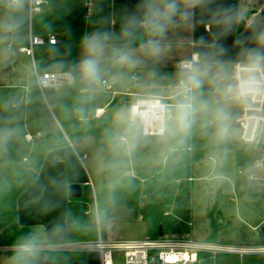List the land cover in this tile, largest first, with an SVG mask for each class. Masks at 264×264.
<instances>
[{
  "label": "trees",
  "instance_id": "16d2710c",
  "mask_svg": "<svg viewBox=\"0 0 264 264\" xmlns=\"http://www.w3.org/2000/svg\"><path fill=\"white\" fill-rule=\"evenodd\" d=\"M85 2L86 0H47L44 11L34 16L32 20L34 34L43 37H48L49 34L59 36V43L37 47L34 58L37 65L49 62L55 64L53 69L57 72L69 73L73 80L70 94L58 98L52 91L50 97L46 95L48 106L37 84H29L31 91L14 90L16 88H4L6 90L0 91V107L18 111L20 114L22 121L20 138L27 134V124H30L32 133L41 134V142L31 151L26 166L23 168L15 166L13 183L7 184L0 175V246L39 245L34 241L31 229L21 226L18 222V199L37 179L48 151L68 145L67 138L74 142L91 134L90 93L94 83L86 81L79 68L82 41L88 33ZM93 4V15H105L108 7H112L115 24L113 32L110 33L111 39L106 42L111 45V58L101 67L103 74H112L117 51L141 47L154 36L149 30H145L137 32L133 40L126 38L128 0H93ZM97 32L100 31L95 33ZM240 33L241 30L238 31V35ZM196 68L199 70L200 86L194 88V104L187 119L188 121L191 115L195 117L191 126V136L184 133L185 125L179 120L177 107L173 108L172 118L163 137L167 148L165 161L150 175L143 178L132 176L130 170L136 169L139 155L131 156L118 149L117 144L121 138L132 137L135 134L136 129L132 124H124L117 134L106 133L96 136L97 143L104 150L103 188L97 196V213L89 210L94 204L92 197H70L73 242L95 241L99 233L105 237L110 221L109 204L129 207L140 202L143 197L146 198V203L138 213L145 223L147 237L157 238L161 226L166 236L190 234L187 224L192 218L190 204L192 166L212 156L219 149L216 142H202L195 147L193 135L199 129L197 120L207 119V110L215 97L214 84L218 78L227 84L231 67L223 63H198ZM47 133L51 135L47 137ZM16 144L17 142H13L9 147L14 161L18 159ZM190 145L194 148L193 152L188 150ZM222 148L235 149L237 166L240 168H247L252 162L264 156L261 146L235 144ZM108 177L113 179L112 191L107 182ZM210 229L207 241L214 243L217 240V228L212 219ZM7 254L13 257L17 264H42L43 259L58 264H84L87 257V253L81 251L48 253L36 249L30 252L9 251Z\"/></svg>",
  "mask_w": 264,
  "mask_h": 264
},
{
  "label": "rangeland",
  "instance_id": "374dc122",
  "mask_svg": "<svg viewBox=\"0 0 264 264\" xmlns=\"http://www.w3.org/2000/svg\"><path fill=\"white\" fill-rule=\"evenodd\" d=\"M162 2L165 5L167 0H162ZM7 13L12 18L27 19V15L22 10H7ZM106 15L107 12L105 15H93L92 18H87L89 24L87 36L94 34L93 31L97 26H101V33L109 32V14ZM257 23H262V29L264 30V5H262V13L258 16ZM20 37L21 39L18 40L7 38L0 40V91L6 90L4 89L6 85L23 82L26 78H34V67L31 65L30 59L17 51L22 45H28L27 33L21 34ZM160 38L163 41L166 40L163 36ZM7 43H10L15 50L9 52L8 46L6 47ZM188 43L189 40L185 37L181 44H178L177 40V43L170 46L168 52L170 55H175L176 46L180 45L187 48ZM110 51L111 46L106 43L105 53L101 58V67L111 58ZM119 51L128 52L137 63L132 67L121 66L116 63V58H114L115 69L113 73L105 75L102 71L101 79L107 78L113 86V91L117 94L114 95L113 91H106L100 82L94 83L90 93L92 100L91 134H87L73 142L84 161L82 170H77V175L89 181L84 186V193L85 196L94 199V204L89 207V210L95 213L98 211L97 196L102 191L104 183V150L97 143L96 136L106 133L117 134L124 124H132L136 129L135 134L132 137L121 138L117 144L118 149L131 156L139 155L136 169L130 170L132 176L143 178L150 175L160 163L165 161L167 151L165 139L163 137L144 136L140 125L132 122L128 117L127 107L136 98L141 99L152 94H168L169 90L176 92L179 81L185 79L181 75V71L174 66L165 71L148 69L146 65L149 61L155 58L160 60L162 56L150 55L145 48L143 50L140 47L125 48ZM84 59L85 53L82 48L79 68ZM5 60L12 62L13 69L3 72L1 66ZM36 67L38 72H57L53 69L55 64L49 62L36 64ZM232 74L233 71L230 69L227 84H224L221 79H217L213 86L215 97L212 105L207 110V119L197 120L196 124L199 129L195 131L193 136L195 147L202 142H216L219 146L216 153L221 152L231 157L234 156L236 161L235 149L222 148L223 146L235 144L242 145L240 131L236 125V118L240 113V102ZM133 75L139 76L141 80L139 82L134 81L132 79ZM70 83L63 84L59 91L52 90L55 96L59 98L66 95L69 87L66 84ZM14 90H22V88L19 87ZM29 91H31V88ZM52 91L45 90V94L50 97ZM121 95L123 96L121 97ZM96 108H104V114L99 118L94 117ZM21 122L18 111L0 107V175L9 185L14 180L15 166L25 167L31 151L41 142V134L32 133L30 124L26 125L27 134L20 138ZM13 142H17L18 159L16 161H14L9 148ZM235 161L227 178L219 179V181H212L209 174V165L202 161L194 163L190 194L192 218L187 224L190 234L178 236V238L191 239L198 244L205 243L211 246L219 245L245 250L243 254H219L217 264H264V255L259 251L264 245V164L262 167H256L257 161H254L249 167L240 168ZM238 170L244 172L240 174ZM202 177L206 178L202 179ZM107 182L112 191L113 179L108 177ZM145 203V197L129 207H116L113 203H110V221L105 238L132 240L147 237L145 223L138 213ZM211 219L214 220L217 228V240L214 243L207 241L211 230ZM71 222L73 224V218ZM69 242L75 243L71 239L67 242L39 244L32 246V249L48 253L75 251L73 245L66 244ZM50 248L58 250L51 251ZM76 250L87 253L84 264H101L98 252H89L86 248H77ZM9 251L22 252L20 247L0 246V264H17L16 260L7 254ZM113 261L114 264H125L123 253L115 252ZM208 264L213 263L209 262Z\"/></svg>",
  "mask_w": 264,
  "mask_h": 264
},
{
  "label": "crops",
  "instance_id": "0c3cea01",
  "mask_svg": "<svg viewBox=\"0 0 264 264\" xmlns=\"http://www.w3.org/2000/svg\"><path fill=\"white\" fill-rule=\"evenodd\" d=\"M175 3L180 16L176 21L168 24L163 35L166 38L165 41L160 37L153 38L159 39L161 42L160 56L162 58L159 60L154 57L155 59L146 65L148 69L165 71L174 66L177 70L182 71L179 68L180 62L190 59L192 54H197L200 63L228 64L233 71V66L237 63L252 64L249 59L250 50L264 52V42H261L264 30L262 23H257L258 16L262 13L263 0H175ZM150 4L164 6L162 0H128L125 34L129 40H133L137 32L148 30L145 21L147 20V8ZM7 10H22L27 15V19L12 18ZM0 14L4 15H0V40L5 38L18 40L21 39V34L27 33L29 44L28 0H20L17 6H9L0 2ZM108 14L110 23L108 33H112L115 24L112 7H108ZM100 27L97 26L93 33L100 31ZM88 29L87 21V31ZM239 30H241L240 35H238ZM184 37L189 40L188 47L184 48L178 45L175 47L176 54L170 55L168 52L170 46L177 43V40L178 44H181ZM8 45L11 44L7 43L6 47ZM140 49H144L143 45ZM13 50H15L14 47ZM23 55L30 59L34 71L37 70L35 58ZM9 63L12 66V62ZM140 80L141 78L138 76V82ZM29 84H36L35 73L34 78H26L23 82L12 83L4 87H21L28 91ZM71 84H66L69 87L66 95L62 96L70 94ZM59 89L47 90L59 91ZM171 93L172 91L169 90L168 94H152L141 99L152 96L165 98ZM42 95L49 106L45 91ZM53 117L60 127L54 114ZM27 139L29 138L27 137ZM67 140L68 145L46 153L37 179L22 192L18 199V222L21 226L31 229L34 241L38 244L71 241L73 224L71 222L69 186L74 183L81 184L84 192V186L89 183L86 179L78 177L77 170H82L84 161L77 152L74 143L68 138ZM233 159L235 161L234 156L231 157L220 152L202 160V162L209 165L212 181H219V179L227 178L233 167ZM234 164L236 165V163ZM205 178L202 177V179Z\"/></svg>",
  "mask_w": 264,
  "mask_h": 264
},
{
  "label": "built area",
  "instance_id": "2783aa9c",
  "mask_svg": "<svg viewBox=\"0 0 264 264\" xmlns=\"http://www.w3.org/2000/svg\"><path fill=\"white\" fill-rule=\"evenodd\" d=\"M0 2L9 6H17L20 0H0ZM46 4L47 0H28L29 44L19 47L18 51L32 58L37 47L59 43L57 34H49L48 37H43L33 33V17L41 14ZM85 8L86 17H92L93 0H86ZM8 51H13L11 45H8ZM188 63L196 67L200 63L197 54H192L190 59L181 61L179 68L184 69ZM34 73L36 84L42 93L47 89H59L63 84L73 82L72 76L65 72H38L35 70ZM232 77L240 102V113L236 118V125L240 131V141L245 145L261 146L264 150V64L237 63L233 66ZM132 79L138 81V76L133 75ZM100 83L106 91H113V86L107 78H103ZM194 91L192 89L190 92L184 93L178 86L176 92H172L165 98L152 96L145 99H136L128 106L129 118L132 122L140 125L144 136L164 137L168 122L172 118V109L176 108L178 103H189L191 105L190 110H192ZM113 94L116 95L117 92L113 91ZM103 114L104 108H97L94 117L99 118ZM194 121L195 117L191 115L183 128L184 133L191 136V126ZM188 150L193 152V146L190 145ZM263 164L264 156L262 155L255 166L262 167ZM239 173L242 174L243 170H239ZM190 180L192 181V178ZM66 244L73 245L75 251H78L77 248H86L89 252H98L101 264H114L113 255L115 252L123 253L125 264H208L209 262L217 264L219 254L245 253L243 249L221 247L219 245L211 246L205 243L198 244L191 239L166 235L157 238L112 240L103 237L99 233L95 241ZM50 250L57 251L58 249L50 248ZM259 251L264 255V245Z\"/></svg>",
  "mask_w": 264,
  "mask_h": 264
},
{
  "label": "clouds",
  "instance_id": "9594fccd",
  "mask_svg": "<svg viewBox=\"0 0 264 264\" xmlns=\"http://www.w3.org/2000/svg\"><path fill=\"white\" fill-rule=\"evenodd\" d=\"M178 8L175 0H167V3L160 7L157 4H152L147 8V20L145 25L154 37H162L166 31L168 24L173 22V17L177 14ZM111 39V34L107 32H97L83 38L82 44L85 53V59L80 65L82 77L89 83H99L102 78L101 58L105 53L106 42ZM261 42H264V36L261 37ZM143 47L150 55L159 56L162 52V46L159 39L149 40ZM116 63L121 66H135L137 61L126 51H117ZM249 59L253 65L264 64V52H259L255 49L249 51ZM198 69L188 63L181 71V75L185 77L180 81L179 88L184 93L190 92L194 88L200 86L198 78ZM179 120L181 124H187V119L190 114L191 105L186 102L177 104ZM22 252L32 251L30 244L20 246Z\"/></svg>",
  "mask_w": 264,
  "mask_h": 264
},
{
  "label": "water",
  "instance_id": "95a60500",
  "mask_svg": "<svg viewBox=\"0 0 264 264\" xmlns=\"http://www.w3.org/2000/svg\"><path fill=\"white\" fill-rule=\"evenodd\" d=\"M179 16H180V12L178 11L177 14L173 17V21H176L179 18ZM1 69L3 72H6V71L11 70L12 66L10 65L9 61L5 60L2 63ZM50 135H51L50 133H47V137H49ZM69 196L72 198H81L82 196H84L83 186L77 183L71 184L69 186ZM163 236H164V230H163V227L161 226L160 231H159V237H163ZM41 263L42 264H58L56 262L49 261L46 259H43Z\"/></svg>",
  "mask_w": 264,
  "mask_h": 264
}]
</instances>
